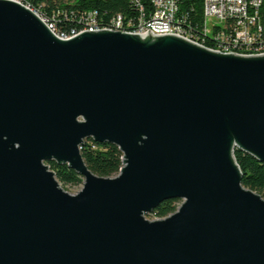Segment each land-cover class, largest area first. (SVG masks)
I'll list each match as a JSON object with an SVG mask.
<instances>
[{"label": "water", "instance_id": "1", "mask_svg": "<svg viewBox=\"0 0 264 264\" xmlns=\"http://www.w3.org/2000/svg\"><path fill=\"white\" fill-rule=\"evenodd\" d=\"M88 137L119 146L118 175L88 168ZM236 147L264 162V55L151 31L65 39L0 0V264H264V197Z\"/></svg>", "mask_w": 264, "mask_h": 264}, {"label": "built area", "instance_id": "2", "mask_svg": "<svg viewBox=\"0 0 264 264\" xmlns=\"http://www.w3.org/2000/svg\"><path fill=\"white\" fill-rule=\"evenodd\" d=\"M40 15L61 38H71L88 30H112L124 33L153 32L179 35L211 50L243 56L264 55V0H202L200 17L191 19L181 10V0H151L149 9L143 0H131L135 11L114 14L107 21L97 11L76 16L70 29L58 31L53 21L43 16L28 0H17ZM64 18H69L64 13Z\"/></svg>", "mask_w": 264, "mask_h": 264}, {"label": "trees", "instance_id": "3", "mask_svg": "<svg viewBox=\"0 0 264 264\" xmlns=\"http://www.w3.org/2000/svg\"><path fill=\"white\" fill-rule=\"evenodd\" d=\"M28 2L48 20L53 21L58 31L70 29L77 22L75 17L87 11H97L99 19L107 21L116 13L128 14L136 9L131 0H28ZM143 2L151 9V0ZM202 9V0H181V10L187 12L196 22ZM65 12L69 15L67 19L64 18ZM81 153L88 168L102 177L118 175L123 166L122 150L118 145L108 141L99 142L88 137L84 140ZM235 157L243 173V185L264 197V162L238 147L235 148ZM47 164L55 172L64 189L67 186L83 184L84 177L68 163L51 160ZM181 203L182 199L178 197L164 200L149 216L165 218L176 212Z\"/></svg>", "mask_w": 264, "mask_h": 264}, {"label": "rangeland", "instance_id": "4", "mask_svg": "<svg viewBox=\"0 0 264 264\" xmlns=\"http://www.w3.org/2000/svg\"><path fill=\"white\" fill-rule=\"evenodd\" d=\"M64 1H67V0H64ZM83 188V184L82 185H78V186H67L65 188V190H67L68 192L74 194V193H77L79 192L81 189ZM149 219H157V218H154V217H150L149 215L147 216Z\"/></svg>", "mask_w": 264, "mask_h": 264}]
</instances>
